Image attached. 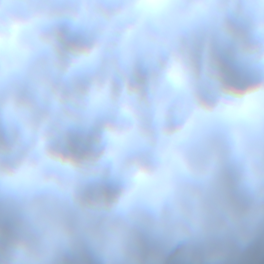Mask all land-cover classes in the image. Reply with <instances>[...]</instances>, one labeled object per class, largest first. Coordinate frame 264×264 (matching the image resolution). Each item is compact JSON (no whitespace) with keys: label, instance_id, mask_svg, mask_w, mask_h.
Masks as SVG:
<instances>
[{"label":"clouds","instance_id":"clouds-1","mask_svg":"<svg viewBox=\"0 0 264 264\" xmlns=\"http://www.w3.org/2000/svg\"><path fill=\"white\" fill-rule=\"evenodd\" d=\"M0 264H264V0H0Z\"/></svg>","mask_w":264,"mask_h":264}]
</instances>
